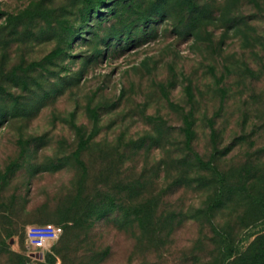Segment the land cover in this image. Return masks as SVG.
<instances>
[{
  "label": "rangeland",
  "instance_id": "rangeland-1",
  "mask_svg": "<svg viewBox=\"0 0 264 264\" xmlns=\"http://www.w3.org/2000/svg\"><path fill=\"white\" fill-rule=\"evenodd\" d=\"M261 234L264 0H0V264H260Z\"/></svg>",
  "mask_w": 264,
  "mask_h": 264
},
{
  "label": "built area",
  "instance_id": "built-area-1",
  "mask_svg": "<svg viewBox=\"0 0 264 264\" xmlns=\"http://www.w3.org/2000/svg\"><path fill=\"white\" fill-rule=\"evenodd\" d=\"M64 233V228L56 224L31 225L27 229V241L33 254H42L50 250Z\"/></svg>",
  "mask_w": 264,
  "mask_h": 264
},
{
  "label": "trees",
  "instance_id": "trees-1",
  "mask_svg": "<svg viewBox=\"0 0 264 264\" xmlns=\"http://www.w3.org/2000/svg\"><path fill=\"white\" fill-rule=\"evenodd\" d=\"M191 134V133H190ZM191 137V136H190ZM194 159H196L198 161V163L200 164H208L205 160H203V158L201 156H199L198 154L194 155ZM209 165H212L211 163H209ZM93 204V203H92ZM262 248V249H261ZM264 249V235L261 234L260 235V264H264V252L262 251ZM232 264V262L230 263Z\"/></svg>",
  "mask_w": 264,
  "mask_h": 264
},
{
  "label": "crops",
  "instance_id": "crops-1",
  "mask_svg": "<svg viewBox=\"0 0 264 264\" xmlns=\"http://www.w3.org/2000/svg\"><path fill=\"white\" fill-rule=\"evenodd\" d=\"M50 252V250H47L46 252L42 253V257H39V254H33V253H30V254H33L34 256H36L35 258H37L38 260H45L47 254Z\"/></svg>",
  "mask_w": 264,
  "mask_h": 264
},
{
  "label": "water",
  "instance_id": "water-1",
  "mask_svg": "<svg viewBox=\"0 0 264 264\" xmlns=\"http://www.w3.org/2000/svg\"><path fill=\"white\" fill-rule=\"evenodd\" d=\"M39 257H42V254H39Z\"/></svg>",
  "mask_w": 264,
  "mask_h": 264
}]
</instances>
